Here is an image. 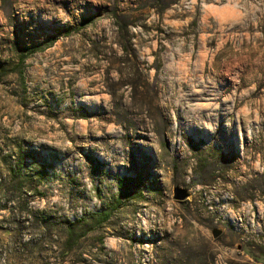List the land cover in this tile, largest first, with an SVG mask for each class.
<instances>
[{
    "label": "rangeland",
    "instance_id": "374dc122",
    "mask_svg": "<svg viewBox=\"0 0 264 264\" xmlns=\"http://www.w3.org/2000/svg\"><path fill=\"white\" fill-rule=\"evenodd\" d=\"M0 264H264V0H0Z\"/></svg>",
    "mask_w": 264,
    "mask_h": 264
},
{
    "label": "water",
    "instance_id": "95a60500",
    "mask_svg": "<svg viewBox=\"0 0 264 264\" xmlns=\"http://www.w3.org/2000/svg\"><path fill=\"white\" fill-rule=\"evenodd\" d=\"M175 194V199L178 201H184L185 199L188 198V193L184 189L181 188H176L174 191ZM221 235V231L219 230H214L213 231V237L216 239Z\"/></svg>",
    "mask_w": 264,
    "mask_h": 264
},
{
    "label": "trees",
    "instance_id": "16d2710c",
    "mask_svg": "<svg viewBox=\"0 0 264 264\" xmlns=\"http://www.w3.org/2000/svg\"><path fill=\"white\" fill-rule=\"evenodd\" d=\"M25 58L22 60V62H24ZM105 217V220H107L109 218V214H103L102 217ZM74 231H71V233H73Z\"/></svg>",
    "mask_w": 264,
    "mask_h": 264
}]
</instances>
